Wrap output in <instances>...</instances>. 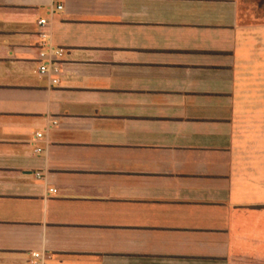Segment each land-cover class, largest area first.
I'll return each mask as SVG.
<instances>
[{
	"label": "crops",
	"instance_id": "crops-1",
	"mask_svg": "<svg viewBox=\"0 0 264 264\" xmlns=\"http://www.w3.org/2000/svg\"><path fill=\"white\" fill-rule=\"evenodd\" d=\"M250 5L0 0V264H264Z\"/></svg>",
	"mask_w": 264,
	"mask_h": 264
},
{
	"label": "built area",
	"instance_id": "built-area-1",
	"mask_svg": "<svg viewBox=\"0 0 264 264\" xmlns=\"http://www.w3.org/2000/svg\"><path fill=\"white\" fill-rule=\"evenodd\" d=\"M63 6H59V10H61ZM48 25L47 19L39 20V26L43 29L45 26ZM40 35L43 38L42 50L39 55L40 59V67H39V74L41 76H52V82L54 85L59 84V74L61 73V60L64 55V50L62 48H56L50 46L47 42L48 34L41 30ZM42 134H38L37 137H41ZM41 149H37V152H40ZM37 256V255H36Z\"/></svg>",
	"mask_w": 264,
	"mask_h": 264
},
{
	"label": "rangeland",
	"instance_id": "rangeland-1",
	"mask_svg": "<svg viewBox=\"0 0 264 264\" xmlns=\"http://www.w3.org/2000/svg\"><path fill=\"white\" fill-rule=\"evenodd\" d=\"M250 7L255 8V20L264 23V0H252Z\"/></svg>",
	"mask_w": 264,
	"mask_h": 264
}]
</instances>
